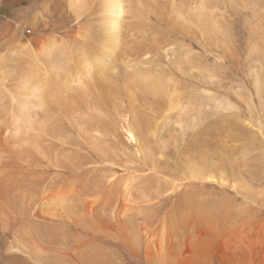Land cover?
I'll use <instances>...</instances> for the list:
<instances>
[{
	"label": "rangeland",
	"instance_id": "rangeland-1",
	"mask_svg": "<svg viewBox=\"0 0 264 264\" xmlns=\"http://www.w3.org/2000/svg\"><path fill=\"white\" fill-rule=\"evenodd\" d=\"M127 1L0 0V264H264V0Z\"/></svg>",
	"mask_w": 264,
	"mask_h": 264
},
{
	"label": "bare ground",
	"instance_id": "bare-ground-1",
	"mask_svg": "<svg viewBox=\"0 0 264 264\" xmlns=\"http://www.w3.org/2000/svg\"><path fill=\"white\" fill-rule=\"evenodd\" d=\"M127 3H128L127 0H103L104 19L102 20V26L103 29L109 34L108 39L112 40L111 43H114V46L117 45L116 43L122 34L121 29L123 26L124 14L127 12L126 11ZM81 64H84L85 69L89 68V64L86 63L85 60H81V62H76L74 66L68 67V69L74 67L77 68L79 71V65ZM50 66L53 67L56 77H58V75L60 74L59 70L63 71L66 69V67L64 68V66H60V64L53 61L50 62ZM145 74H146L145 77L139 79L138 77L140 73L136 72L134 74L135 77L134 81L136 80L137 83H142V88L150 92L159 93L165 90V86L161 85L163 84V82L160 78H158L156 75H153L150 72H146ZM32 79L34 80V77L32 75H28V77L25 76V78L21 82L22 85L20 86L18 85L19 91L21 92L18 94L19 98H15V97L12 98V102H14V104L12 105V112L15 109L18 110V120H19L18 122L20 123L19 125H17V128L22 130L25 128L26 122H29V115H33L32 111L30 112V108H33L35 103L41 105L43 103V101L41 103L40 100V98H42L43 95L41 96V91H39V89L37 88V82H35L34 84ZM51 82L52 80L50 81V84ZM27 92H30V94L26 95ZM172 104L174 107L180 106L178 99L173 100ZM216 104L223 106V104H218V103ZM132 130L129 129L127 131L131 136L130 138L135 140L134 130L133 131ZM207 179H211V178L207 177Z\"/></svg>",
	"mask_w": 264,
	"mask_h": 264
}]
</instances>
